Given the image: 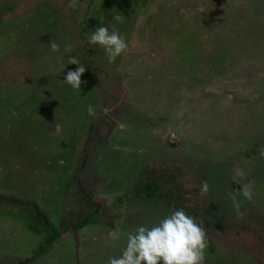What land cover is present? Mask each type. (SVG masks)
<instances>
[{
	"label": "rangeland",
	"instance_id": "374dc122",
	"mask_svg": "<svg viewBox=\"0 0 264 264\" xmlns=\"http://www.w3.org/2000/svg\"><path fill=\"white\" fill-rule=\"evenodd\" d=\"M69 3L0 0V194L17 199L0 198V264H109L179 209L206 232L204 264H264V0ZM100 26L128 45L112 63L88 42ZM145 168L179 202L134 193Z\"/></svg>",
	"mask_w": 264,
	"mask_h": 264
},
{
	"label": "clouds",
	"instance_id": "9594fccd",
	"mask_svg": "<svg viewBox=\"0 0 264 264\" xmlns=\"http://www.w3.org/2000/svg\"><path fill=\"white\" fill-rule=\"evenodd\" d=\"M77 3L78 0H70L68 7L75 9ZM113 19L119 21L120 17L116 16ZM88 42L102 47L109 63L114 62L128 47L125 39L115 27L111 32L108 27L95 28V31L90 33ZM50 47L53 52L60 50L59 45L54 41H51ZM64 51H72V45H66ZM69 64L79 65V67L68 71L64 82L74 90H80L81 76L86 70L85 66H82L76 57H71ZM88 113L94 115V109L89 107ZM259 154L264 158V147L259 149ZM242 176L243 172L237 170L233 182L242 186L240 193L250 201L254 194L252 185L240 184L237 178ZM208 191L209 184L207 180H204L200 188L201 196L207 194ZM231 200L238 215L242 216L240 203L234 195L231 196ZM110 236L113 239L117 238L116 233H110ZM207 247L205 230L183 209H179L161 219L151 228L140 226L128 233L126 247L122 254L118 258H110L109 264H204V250Z\"/></svg>",
	"mask_w": 264,
	"mask_h": 264
},
{
	"label": "trees",
	"instance_id": "16d2710c",
	"mask_svg": "<svg viewBox=\"0 0 264 264\" xmlns=\"http://www.w3.org/2000/svg\"><path fill=\"white\" fill-rule=\"evenodd\" d=\"M165 178L164 171L160 172L156 170L155 168H145V171H142L140 176L137 177V182L135 186H133V191L136 193L139 197L146 199V200H161L164 202L169 203L170 205H174V203H177V195L176 191H166L167 187H164L163 181ZM162 181V182H161ZM0 198L6 199L8 201L16 202L17 199L4 197L0 194ZM97 213V208L94 209L92 212L93 216ZM92 217H88V215L82 216L76 223L72 224L71 227L74 229L81 228L82 226L87 224V222ZM52 241V239H50ZM41 251V247L38 246L36 249L34 255L39 253ZM33 255V256H34ZM30 258L24 259V262H28Z\"/></svg>",
	"mask_w": 264,
	"mask_h": 264
},
{
	"label": "flooded vegetation",
	"instance_id": "af4514ba",
	"mask_svg": "<svg viewBox=\"0 0 264 264\" xmlns=\"http://www.w3.org/2000/svg\"><path fill=\"white\" fill-rule=\"evenodd\" d=\"M98 121V120H97ZM96 121V122H97ZM82 193L81 194H83L84 196V198H86V196L88 197V200H91V197L87 194V192H85V191H82V190H80ZM87 199V198H86ZM98 207H99V204L96 206V208L98 209ZM95 208V209H96ZM98 211V210H97ZM39 212H41V211H39ZM43 214V213H42ZM42 214H40L41 215V217L42 216H44V214L42 215ZM89 214V213H88ZM38 254H36V255H34V256H37ZM20 259V258H19ZM24 259H26V258H21V260H17L16 261V263L14 262V264H28V263H30L31 261H32V257H30V259H29V261L28 262H24Z\"/></svg>",
	"mask_w": 264,
	"mask_h": 264
}]
</instances>
